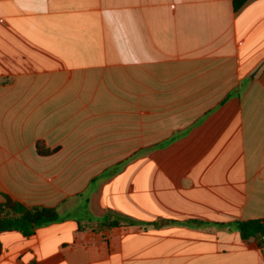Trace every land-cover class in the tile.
Wrapping results in <instances>:
<instances>
[{"label": "crops", "instance_id": "crops-1", "mask_svg": "<svg viewBox=\"0 0 264 264\" xmlns=\"http://www.w3.org/2000/svg\"><path fill=\"white\" fill-rule=\"evenodd\" d=\"M161 99L198 114L130 151ZM6 196L60 220L0 264H264L235 227L264 219V0H0Z\"/></svg>", "mask_w": 264, "mask_h": 264}, {"label": "rangeland", "instance_id": "rangeland-1", "mask_svg": "<svg viewBox=\"0 0 264 264\" xmlns=\"http://www.w3.org/2000/svg\"><path fill=\"white\" fill-rule=\"evenodd\" d=\"M130 85H136L131 80H124ZM119 83V80L105 81V82H91L88 83L85 89L94 90L97 89L98 95L105 91L106 86ZM97 98V102H98ZM130 100L137 102L136 98H130ZM162 102L168 103V105L156 107L154 109V116L145 115L143 121L137 123L138 117L130 118L134 122H130L129 139L132 144L129 145L131 150H144L145 152L151 148L162 145L172 134H177V127L185 124H190L196 118V110L188 109V107L179 106L177 104H170V101L161 99ZM136 109V108H135ZM134 109V110H135ZM150 108L145 109V112H150ZM134 142V143H133ZM165 145V144H164Z\"/></svg>", "mask_w": 264, "mask_h": 264}, {"label": "trees", "instance_id": "trees-1", "mask_svg": "<svg viewBox=\"0 0 264 264\" xmlns=\"http://www.w3.org/2000/svg\"><path fill=\"white\" fill-rule=\"evenodd\" d=\"M37 152L40 155H50L54 150L47 148L43 143L39 142ZM58 220H60V215L55 208H29L12 200L8 196H6L5 202L0 203V233L10 230H20L25 235H31L38 226L50 224ZM112 224V222H108V225ZM80 225L82 226L81 223ZM235 227L240 233L242 240L255 239L260 248L264 247V219L239 221L235 224Z\"/></svg>", "mask_w": 264, "mask_h": 264}]
</instances>
